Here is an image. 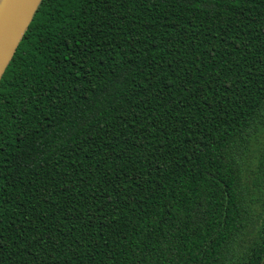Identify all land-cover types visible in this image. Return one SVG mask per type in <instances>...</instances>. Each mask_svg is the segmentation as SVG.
Here are the masks:
<instances>
[{"label":"trees","instance_id":"obj_1","mask_svg":"<svg viewBox=\"0 0 264 264\" xmlns=\"http://www.w3.org/2000/svg\"><path fill=\"white\" fill-rule=\"evenodd\" d=\"M0 264H264V0H42L0 79Z\"/></svg>","mask_w":264,"mask_h":264},{"label":"water","instance_id":"obj_2","mask_svg":"<svg viewBox=\"0 0 264 264\" xmlns=\"http://www.w3.org/2000/svg\"><path fill=\"white\" fill-rule=\"evenodd\" d=\"M42 0H10L0 20V79Z\"/></svg>","mask_w":264,"mask_h":264},{"label":"bare ground","instance_id":"obj_3","mask_svg":"<svg viewBox=\"0 0 264 264\" xmlns=\"http://www.w3.org/2000/svg\"><path fill=\"white\" fill-rule=\"evenodd\" d=\"M10 0H0V20L5 12L6 7L8 6Z\"/></svg>","mask_w":264,"mask_h":264}]
</instances>
